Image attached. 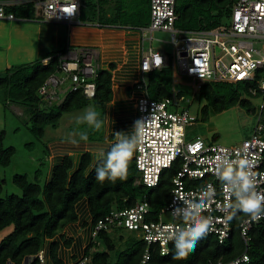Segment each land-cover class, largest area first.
I'll return each instance as SVG.
<instances>
[{
    "label": "built area",
    "instance_id": "obj_1",
    "mask_svg": "<svg viewBox=\"0 0 264 264\" xmlns=\"http://www.w3.org/2000/svg\"><path fill=\"white\" fill-rule=\"evenodd\" d=\"M33 1L36 9L34 19L18 17L7 11L6 7L15 1H0V20H80L82 0ZM176 2L177 0H151L149 25L134 27L142 32L144 42L146 39L150 42L148 48L143 47L140 63L143 78L139 87L145 93L137 99V120L144 122L141 141L134 153L140 172L138 182L147 187H155L161 183L165 174L174 171L169 201L153 210L147 195H144L130 207L112 210L93 225L92 231L93 240L103 230L126 229L136 232L148 246L142 264L149 259L151 246L159 247L162 254H168L171 243L166 244L163 237L174 228L183 227V222L171 215L174 200L178 202L177 198L182 196L199 200L202 189L209 184L216 191L204 213L214 218L215 230L208 236L216 237L219 243H224L231 237L233 220L227 221L225 213L219 207L226 198L215 174L216 168L220 166V156L226 154L232 159L250 160L252 170L257 173L258 190L264 191V123L261 120L255 126L253 134L239 144L228 146L200 137L187 139V127L196 122L198 116L192 114L187 105L189 100L183 91L176 92L172 84L171 96L155 99L147 93L146 79L154 70L169 66L172 70L175 68L171 55L152 45L155 31H167L171 34L178 68L182 74L191 77L193 81L203 79L206 82L236 83L256 80L257 88L264 95V0H236L227 23L199 30H184L175 26L178 19ZM145 32H149L150 36L146 38ZM67 49V54H57L56 71L38 89L43 105L59 104L72 91H81L88 99L96 96L94 79L97 77L99 64L94 50L86 47L73 49L70 43ZM48 60L49 58L43 60V63L47 64ZM250 91L255 93L256 89L251 88ZM263 108L264 103L260 106V115ZM167 216L172 221H166ZM261 221L264 219L250 222L247 217H242L239 221L240 232L247 246L254 224ZM35 258H38L39 264H47L44 250L30 256L29 264ZM87 260V257H83L77 264H86ZM249 261L250 255L245 250L230 261L208 264H247Z\"/></svg>",
    "mask_w": 264,
    "mask_h": 264
},
{
    "label": "trees",
    "instance_id": "obj_2",
    "mask_svg": "<svg viewBox=\"0 0 264 264\" xmlns=\"http://www.w3.org/2000/svg\"><path fill=\"white\" fill-rule=\"evenodd\" d=\"M235 2L236 0H177L178 19L175 26L184 30L216 27L230 16ZM98 5L99 0H82L80 18L87 19L95 16ZM6 9L18 17L31 19L36 17L33 0L13 3ZM137 10H140L139 7ZM122 23L136 27L139 24L129 21H122ZM44 58H49L47 64L43 63ZM57 67L58 56L52 53L34 62L10 67L0 76V88L5 91L6 103L14 102L25 108L30 115L27 127L36 139L44 136L48 125L57 126L65 112L81 109L90 104L95 105L99 110L105 102L113 99L112 70L115 68L114 64L111 65V69L98 70L97 77L94 79L96 82L94 98L88 99L81 91H72L59 104L43 105L38 89L56 71ZM257 86L256 80L236 83L227 81L203 83L199 89L198 101L204 100L205 103L200 109L198 108V120L200 113L201 118L206 120L210 112L221 113L236 105L251 106L250 97L247 96L264 97ZM251 88H255L256 92L252 93ZM147 89L149 96L155 99L171 96L172 68L169 66L150 72ZM5 137L6 131L0 130V231L12 225L14 229L0 242V264H9V262L23 264L26 256L38 254L44 249L47 239L54 238L68 223L78 219L76 205L84 197L88 199L93 225L114 209L134 205L144 195H147L153 210L161 208L169 201L171 178L174 171L165 174L158 186L147 187L138 182L140 172L133 156L124 180L115 182L106 180L101 183L96 180L95 170L100 160L93 170L86 174L91 164L89 152L83 154L79 168L72 174H70L73 168L72 157L66 156L60 164L54 167L51 179L43 185L38 178L39 171H36V181H31L27 174H15L13 182L22 193H12L2 197L5 178L1 176V168L9 166L16 153L14 146H4ZM217 139L218 134H215L211 141ZM242 217L245 216L240 214L233 219L232 235L224 243H219L214 236H207L199 242L196 250L186 260L181 261L172 259L174 252L172 244H170L168 254H162L159 247L151 246L150 256L145 264L226 262L241 255L245 250L250 255V261L247 264H264V221L254 224L247 246L239 228V221ZM119 230L123 229L103 230L98 233L97 238L86 249L84 256L88 258L86 264H142L143 255L148 248L146 242L140 236L138 239L128 237L126 240L121 234H116ZM119 242L125 244L126 248L117 250ZM65 243L69 244L68 241ZM94 247L97 248L95 251H93ZM58 249L59 242H51L50 254L55 264H63L58 258ZM112 257L116 258L113 263L111 262ZM31 264H39L38 258H35Z\"/></svg>",
    "mask_w": 264,
    "mask_h": 264
},
{
    "label": "crops",
    "instance_id": "obj_3",
    "mask_svg": "<svg viewBox=\"0 0 264 264\" xmlns=\"http://www.w3.org/2000/svg\"><path fill=\"white\" fill-rule=\"evenodd\" d=\"M19 2L22 1H15ZM121 3V0H99L97 14L93 17L80 18L73 22L23 21L26 23H16L11 31L7 32L2 29L5 23L0 21V38H4L8 43L7 47L0 46L1 52L12 49L14 40H19L16 53L25 50L28 58L32 56L34 62L52 53L67 54V45L70 43L73 49H93L99 70H108L112 64L115 65L112 70L113 99L105 102L99 109L103 113L104 125L98 136L88 138L87 142L80 141L78 147L69 143V140L79 138H62L47 131L40 138L42 155L37 156L34 161L36 171L44 177L45 182L51 179L54 167L66 156L72 157L73 161L70 174L75 172L86 152L91 154V164L86 171V174H89L100 160L91 147L114 143V132H129L137 121V99L145 93V90L139 87L143 78L140 63L145 42L142 32L134 28L136 26L122 23L123 20L119 17L123 13ZM9 63L7 69L12 67ZM92 108L97 109L95 105ZM32 150L34 151L33 147ZM76 210L78 219L68 223L54 238L47 239L43 249L47 264H55L50 254V244L54 241L59 242L58 258L63 264L78 263L85 256L87 247L93 241V218L86 197L77 203Z\"/></svg>",
    "mask_w": 264,
    "mask_h": 264
},
{
    "label": "rangeland",
    "instance_id": "obj_4",
    "mask_svg": "<svg viewBox=\"0 0 264 264\" xmlns=\"http://www.w3.org/2000/svg\"><path fill=\"white\" fill-rule=\"evenodd\" d=\"M123 1V0H121ZM123 13L121 14V19L123 21L136 22L139 23L137 27H146L150 23V0H124ZM139 7V11L137 10ZM231 14V13H230ZM118 17V18H119ZM2 21V20H0ZM5 23L4 31H11V28L16 23H26L23 21H8L3 20ZM228 19L224 21L227 23ZM154 40L152 45L155 49H160L166 51L172 57L175 62V68L172 70V84L174 90L183 91L186 98L189 100V108L194 115H198L197 111L204 105L205 101L199 102V85L206 82L203 79H193L187 75L182 74L178 68L177 56L175 54V46L172 43L171 34L167 31H155L153 33ZM150 33L145 32V37H149ZM9 37V36H7ZM6 37V38H7ZM0 46L7 47L8 43L6 40L0 38ZM15 45L12 49H7L6 52L0 51V76L6 71L7 64L14 67L20 64H27L34 60L32 56L28 58L25 50L16 53V46L19 44V40H14ZM150 42L148 39L145 40V47L148 48ZM234 83V82H233ZM250 97L251 106L243 107L236 105L228 110L221 113L210 112L209 117L206 120L201 118V113L199 120L190 124L187 127V139L202 138L204 140H212L215 134H218V139L215 141L223 145H235L239 144L246 137H250L253 134L254 128L258 122L264 123V110L260 115V106L264 103V97ZM14 106V107H13ZM93 104H90L84 108L76 109L70 112H65L59 119L57 126L48 125L46 131L52 133L53 136H58L62 138H79L78 135L72 137L70 136L73 132H87L88 138H95L98 136L99 132L95 129L89 127L87 124H77L76 118L81 116L86 109L92 108ZM199 108V109H198ZM95 109V108H94ZM100 113V119L103 120V113L98 109H95ZM30 115L25 111V108L14 102L10 104L6 103V94L3 88H0V130L6 131V137L4 139V146H14L16 148V153L14 154L11 164L7 167L1 168V176L5 178V183L3 185L2 197L9 194H21V189L13 182V176L15 174H27L31 181H36V162L34 161L37 156H40L41 148L40 142L42 139H36V137L31 133L27 127ZM57 128V130H55ZM33 143V144H32ZM35 143V144H34ZM33 145V146H32ZM34 148V151L32 150ZM36 153V155H35ZM33 160V161H32ZM40 183L43 185L45 179L40 174L38 175ZM166 221H172L170 216L165 217ZM14 226H9L2 231H0V242L2 239L11 233ZM121 234L124 238L130 237L138 239L139 235L136 233H131L126 229L119 230L116 234ZM102 248V247H101ZM126 248L125 244L119 242L117 244V250ZM97 248L94 247L93 251ZM111 262L113 263L116 258L112 257Z\"/></svg>",
    "mask_w": 264,
    "mask_h": 264
},
{
    "label": "clouds",
    "instance_id": "obj_5",
    "mask_svg": "<svg viewBox=\"0 0 264 264\" xmlns=\"http://www.w3.org/2000/svg\"><path fill=\"white\" fill-rule=\"evenodd\" d=\"M77 124H87L89 127L100 131L104 121L100 113L89 107L76 118ZM144 122H134L131 131L114 132L115 141L110 145L92 146L99 159L96 167V180L115 182L124 180L133 155L141 141ZM78 135L79 140L70 139L69 143L79 146L80 141H88L87 132H73L70 136ZM220 166L216 168V176L226 194L225 201L220 205V210L225 213L227 221H231L242 214L249 221L264 219V191L258 190L259 181L257 173L252 170V162L247 158L232 159L228 155L219 157ZM215 188L209 184L202 189L199 200L190 196H182L174 200L171 215L183 222V227L174 228L163 237L165 243L173 245L172 259L181 261L196 250L197 245L215 230L214 218L205 215L208 202L215 195Z\"/></svg>",
    "mask_w": 264,
    "mask_h": 264
},
{
    "label": "water",
    "instance_id": "obj_6",
    "mask_svg": "<svg viewBox=\"0 0 264 264\" xmlns=\"http://www.w3.org/2000/svg\"><path fill=\"white\" fill-rule=\"evenodd\" d=\"M29 262H30V256H26L23 264H29Z\"/></svg>",
    "mask_w": 264,
    "mask_h": 264
}]
</instances>
